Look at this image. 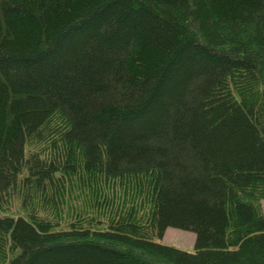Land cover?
<instances>
[{
    "label": "trees",
    "instance_id": "obj_1",
    "mask_svg": "<svg viewBox=\"0 0 264 264\" xmlns=\"http://www.w3.org/2000/svg\"><path fill=\"white\" fill-rule=\"evenodd\" d=\"M262 200L264 0H0V264H264Z\"/></svg>",
    "mask_w": 264,
    "mask_h": 264
},
{
    "label": "rangeland",
    "instance_id": "obj_2",
    "mask_svg": "<svg viewBox=\"0 0 264 264\" xmlns=\"http://www.w3.org/2000/svg\"><path fill=\"white\" fill-rule=\"evenodd\" d=\"M261 204L264 212V200H262ZM155 240L192 252L194 250L195 235L191 231L168 227L163 237L156 238Z\"/></svg>",
    "mask_w": 264,
    "mask_h": 264
}]
</instances>
